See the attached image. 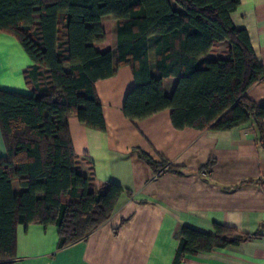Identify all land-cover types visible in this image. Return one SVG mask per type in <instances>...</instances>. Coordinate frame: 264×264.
Masks as SVG:
<instances>
[{
  "label": "trees",
  "instance_id": "obj_1",
  "mask_svg": "<svg viewBox=\"0 0 264 264\" xmlns=\"http://www.w3.org/2000/svg\"><path fill=\"white\" fill-rule=\"evenodd\" d=\"M176 3L180 11L173 7ZM240 0H0V31L18 38L33 65L25 71L31 93L0 88V127L6 155L0 158V264L16 259L18 224L58 226L57 248L86 239L111 217L126 190L115 183L96 187L93 172L79 166L68 118L104 131L98 80L115 73L112 50L95 43L106 38L101 20H117L120 64L135 79L124 114L131 120L171 109L176 129L226 130L252 121L264 146V105L247 96L264 81L250 36L234 26ZM155 37L157 75L150 73L149 37ZM230 56L211 60L219 41ZM69 64L65 70L64 64ZM175 76L173 94L163 81ZM155 171L171 169L137 149ZM93 170V168H91ZM250 237L230 226L214 232L184 226L173 264L188 255L238 245Z\"/></svg>",
  "mask_w": 264,
  "mask_h": 264
},
{
  "label": "crops",
  "instance_id": "obj_2",
  "mask_svg": "<svg viewBox=\"0 0 264 264\" xmlns=\"http://www.w3.org/2000/svg\"><path fill=\"white\" fill-rule=\"evenodd\" d=\"M180 11V7L173 3ZM234 26L247 30L258 61L264 64V0H240L231 14ZM117 20L105 16L106 38L95 43L112 50L115 73L96 82L106 130L68 118L79 166L93 172L96 187L122 186L111 217L86 239L57 248L58 226L18 224L13 264H173L184 226L214 232V224L233 227L250 237L238 245L188 255L179 264H264V146L252 121L231 129H176L171 109L141 120L123 111L134 87L132 66L120 64ZM230 42H216L211 60L228 58ZM150 73L157 75L155 37H149ZM33 61L16 36L0 31V88L31 93L25 71ZM65 70L69 64H64ZM178 78L164 79L170 97ZM247 96L264 105V81ZM137 149L155 160L165 158L171 169L155 171ZM6 146L0 127V158ZM93 168V170H91Z\"/></svg>",
  "mask_w": 264,
  "mask_h": 264
}]
</instances>
